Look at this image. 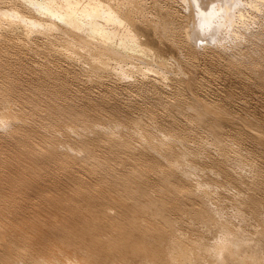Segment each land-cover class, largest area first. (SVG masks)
Instances as JSON below:
<instances>
[{"label": "bare ground", "instance_id": "6f19581e", "mask_svg": "<svg viewBox=\"0 0 264 264\" xmlns=\"http://www.w3.org/2000/svg\"><path fill=\"white\" fill-rule=\"evenodd\" d=\"M177 1L182 9L173 5ZM262 7L264 0H0V66L11 69L16 64L12 75L9 69L0 72V264H264V161L246 160L239 132L227 141L230 134L224 128L236 122L228 110L196 95L188 102L176 91L191 88L185 65L211 42L210 55L225 61L237 76L243 69V76H260L264 58H259L258 68V51L255 56L247 53L252 47L245 44L264 33L251 29L245 35L242 24L245 18H256ZM243 36H248L245 52L239 42ZM176 51L180 57L172 55ZM62 59L78 64L89 84L102 85L111 78L124 82V92L134 87L142 103L136 105L137 97L136 106L130 102L119 112L113 100L114 107L100 105L103 113L98 117L94 98L82 106L77 105L82 99L70 101L74 88L69 89L68 73L51 65ZM161 82L174 88L171 100L161 96V86L158 92ZM111 89L103 93L116 95L118 88ZM17 101H22V110ZM137 111L147 123L133 116ZM252 125L258 126L252 140L264 146V122ZM190 128L203 131L205 141L193 133L187 142ZM27 130L44 135L50 145L33 142L35 138L22 132ZM166 135L175 142L164 146ZM65 157L82 160V167L89 166L131 210L125 204L126 210H119L121 203L103 201L99 189L78 183L69 191L70 199L54 200L63 186V180L54 178V188L39 192L28 208L32 189L41 185L33 179L40 175L33 170L38 159L53 158L49 162L61 172ZM126 162L131 169H122ZM84 201L88 204L82 211L88 217L77 234L59 221L44 229V221L33 213V207L66 206L65 219L73 221ZM110 210H118L121 217L110 220ZM139 213L152 223L144 225Z\"/></svg>", "mask_w": 264, "mask_h": 264}, {"label": "rangeland", "instance_id": "374dc122", "mask_svg": "<svg viewBox=\"0 0 264 264\" xmlns=\"http://www.w3.org/2000/svg\"><path fill=\"white\" fill-rule=\"evenodd\" d=\"M176 1V0H175ZM179 2L177 1V3H174L173 2V5H177V8L178 9H182L181 7H182V5H179L178 4ZM256 12L259 14V16H258V14L257 13H255V15L257 16L256 18H253L252 19V21H251V19H248V18H245V23H243L242 25H244L245 24V35L246 34H248V36L253 32V33H255L256 31L257 32H259L258 30H260V32H262V33H264V25H262V24H264V23H262V19H264V17H261V15H264V13H261V12H264V7H262L260 10L259 9H257L256 10ZM260 13H261V15H260ZM258 17H260V19H258ZM249 20V21H248ZM256 20L258 21V22H256ZM246 21H248V23L246 22ZM249 22L251 23L250 25H249ZM247 23V24H246ZM256 23V25H254ZM259 23V24H258ZM262 23V24H261ZM252 26V27H249V26ZM259 25V26H258ZM250 29H249V28ZM254 27H255V29L257 28V30H254ZM258 27H259V29H258ZM249 29V30H247V29ZM261 28H262V30H261ZM252 29V30H251ZM248 32H250V30L252 31V32H250V33H247V31ZM256 32V33H257ZM248 36H247V40H248ZM261 37L262 38H264V34H262L261 35ZM256 38V40H255V38H254V40H252V41H250V38H249V42L246 40V39H244V36H243V39H241V40H245L246 42H243V41H239L241 44H240V47H241V45H244L245 43H250V44H245L246 45V47H247V49L249 48V46L251 45V47L252 48H249V50L247 51V53L249 52V54L251 53V55H256V54H258V55H256V56H258V57H256V58H258V61H260L261 62V59L259 60V58H264V49H262V48H264V44H261L260 45V43H264V40H262V38ZM257 39H258V41H257ZM262 41H260V40ZM225 41L227 42L228 40H226L225 39ZM224 41V43H226ZM260 41V42H259ZM199 42V44H200V42H201V40H199L198 41ZM197 41H196V43H198ZM257 42H259V47L258 46H255L256 44H254V43H257ZM254 44V45H252V44ZM199 44H197V45H199ZM213 45H214V43L213 42H211V43H209L207 46H206V48H204V49H202L201 48V51L199 52V54H197V55H195V57L192 59V60H190V58H189V60H188V63L185 65V67L187 68L186 70H184V71H186V73L189 75V78H192L191 80H193L191 83H192V85H191V88H188V87H186V86H183V90L182 89H180V87H178V89L176 90L177 92H179V93H181L182 94V96H179L181 99H185V100H188V102H190L191 101V99L192 98H200V99H198L199 101H204V102H206V103H208L209 102V104L211 105V106H213L214 108H215V106L217 105V106H220V108H221V110L222 111H227L228 110V114H227V112H224V113H226L229 117H231V116H233V117H231V118H235V120H236V122L235 123H233V124H230V125H228L227 126V128H224V131L225 132H227V133H229V134H227V135H229L226 139H227V141L228 142H230L231 140H232V138H234L235 137V133H237V132H239V134L241 135V137H242V143H243V146H244V149H245V152H244V154H245V156H246V160H249V161H256L257 163H262V161H264V148H261V144L260 143H258L257 144V142H254V140H252V133H256V132H258V126L257 125H252V123L253 124H255L256 122H264V95H262V94H264V93H262V92H264V81H262V80H264V77H262V76H264V75H262V72H264V67H260L259 65H261L262 64V62H264V61H262L260 64H259V62L256 60V59H254V60H256L255 62H256V64H258L257 66H258V68H259V70H261V71H259L260 72V76L262 77V79H261V77L259 76H257V75H255V76H253V74H250V76H243L244 74H243V72H245L244 71V69L242 70V71H239L238 72V76L236 75L237 74V71H233V69L231 70L230 69V67L227 65V66H225L226 64H225V61L223 62H219L218 61V59L216 58V57H213V56H211L210 55V53H212L213 52ZM245 45L243 46V47H245ZM246 47L244 48V52H245V49H246ZM253 47H256V48H253ZM261 47V48H260ZM258 48H260V49H258ZM246 49V50H247ZM251 49H253V50H251ZM254 49H256V50H254ZM262 50V51H261ZM12 51V50H11ZM255 51V53H256V51H258L256 54L255 53H253ZM261 51V52H260ZM260 52V53H259ZM181 53V52H180ZM180 53H179V51H176V52H172V55H174L175 57L176 56H179L180 55ZM247 53H245L246 54V56L248 55ZM262 53V54H261ZM261 54V55H260ZM10 55V54H9ZM260 55V56H259ZM262 56V57H261ZM13 56H11V57H9V59H8V61L12 58ZM180 57V56H179ZM191 57V56H190ZM14 58H17V56L15 57V55H14V57L12 58V59H14ZM247 60V57L246 58H244V60ZM253 60V61H254ZM3 61H4V59L1 57L0 58V62L1 63H3ZM40 62H41V60H39ZM64 61H66V62H64ZM68 61V62H67ZM193 62V63H192ZM258 62V63H257ZM56 63H58L57 65H56ZM66 63V64H65ZM71 63V64H70ZM29 64V63H28ZM31 64V63H30ZM54 64V65H53ZM65 64V65H64ZM191 64V65H190ZM32 65H33V63H32ZM37 65V63H35V65H33V66H36ZM51 65H53V69L55 70V71H58V70H60V71H62V70H65V71H63L64 73H68V74H65L66 76L68 75V80L67 81H70V82H67V84H69V89L71 90V88H74V89H72L71 90V92H70V94H69V96L71 95H73L74 97L72 98L71 97V100L70 101H72V99L73 100H76L75 102L77 103V100H79V99H82V101L79 103V101H78V103H77V105H80V106H82L83 104H86V101H87V98L88 99H93L92 101V103L94 104V103H96L97 101V103H96V105H94L93 106V108L92 109H97V110H95L96 112V115L98 116V117H100V114L102 115V113H103V110L102 109H104V107L106 106H113L112 105V103H114L115 105H116V103L118 104V105H116L117 107H119V109H117V111H119V112H121V111H124V108L125 107H127L128 108V106L131 104L130 102H133L134 103V105H135V102L137 103L136 105L138 106V105H140V103H138L139 101L142 103V100H141V98L139 99V97L138 96H136V92H135V89H134V87H132V86H129L128 87V89H127V92H124V82L122 81H116V80H114V79H111V78H109V79H111V80H109L108 78V80L106 79V78H103V82H104V80H105V82H104V84H95V83H90V84H92V85H90L89 83H87V81H88V79L86 78V76L84 75V73L83 72H81V71H79L80 70V67H79V65L78 64H76V65H78V66H76L74 63H72V62H70L69 60H64V59H62V60H59V62L58 61H56V62H52L51 63ZM62 65V66H61ZM67 65V66H66ZM72 65V67H70ZM56 66H58V68H60V69H58ZM67 68H66V67ZM75 68H74V67ZM184 66V65H183ZM248 66L249 65H247L246 67L248 68ZM262 66H264V65H262ZM7 67V68H6ZM6 67H4L3 68V66L1 67L0 66V72L2 73H0L1 75H3V73L5 74V73H7V71H8V69H9V67L8 66H6ZM14 67H16V64H14L13 65V67L11 68V69H9V72L8 73H11V75H12V73H14L12 70L14 69ZM63 67V68H62ZM185 67H184V69H185ZM226 67V68H225ZM244 67V66H243ZM3 68V69H2ZM71 68H72V70H71ZM229 68V69H228ZM241 68V67H240ZM245 68V67H244ZM4 71V72H2V70ZM7 69V70H6ZM76 71H75V70ZM242 69V68H241ZM5 70H6V72H5ZM71 70V71H70ZM232 72H230V71ZM76 72H79V73H76ZM81 72V73H80ZM246 72H248V73H250L249 72V69H247V71ZM76 74V77H75V74ZM83 73V75H81ZM229 73V74H228ZM235 74V75H232V74ZM73 74V75H72ZM243 74V75H242ZM22 75H25V78L26 77H28L29 75L27 74V72L24 74H22ZM26 75H28V76H26ZM72 75V76H71ZM81 75V76H80ZM232 75V76H231ZM235 76V77H234ZM239 76L241 77H243V79H242V77L241 78H239ZM252 76V77H251ZM257 76V77H256ZM73 77V78H72ZM79 77V78H78ZM84 77H85V82L87 83H85L84 81L82 82L81 80H83L84 79ZM234 77V78H233ZM244 77H246V80L244 79ZM251 77V80L253 81H251L249 78ZM258 78V79H256V81L254 82V78ZM71 78V79H70ZM82 78V79H81ZM236 78V79H235ZM74 79H76V80H74ZM262 81H260V80ZM73 80V81H72ZM190 80V81H191ZM233 80V81H232ZM249 82H248V81ZM257 80H259V81H257ZM109 81V82H108ZM114 83H112V82ZM245 81H247L246 83H245ZM88 82H90V81H88ZM121 82V83H120ZM194 82V83H193ZM240 82V83H239ZM251 82H252V85H251ZM108 83V84H107ZM123 83V84H122ZM244 83V84H243ZM256 83V84H255ZM262 83V84H261ZM243 86H246V87H243ZM160 86H161V89L164 91L163 93H160L159 91H160ZM171 86V85H170ZM169 86V84L166 86L165 84H162V82L158 85V92L161 94V96L163 97H165L166 99H170L171 100V98L173 97V91H174V88L171 86L170 87ZM254 86V87H253ZM115 88V87H117L118 88V91L115 93L116 95H114L113 94V92H111V91H109V93L111 92L112 93V95H108V93H103V92H107L108 90H112L111 88ZM168 87H169V89H168ZM185 87V88H184ZM260 87V88H259ZM77 88H79V91H77L78 89ZM81 88V89H80ZM87 88L89 89V90H87ZM105 88V89H104ZM75 89H77L76 91H75ZM86 89V90H85ZM173 89V90H172ZM259 89V90H258ZM102 90V91H101ZM103 90H106V91H103ZM162 90H161V92H162ZM75 91V92H74ZM80 91H81V93H80ZM72 92H74V93H72ZM87 92V93H86ZM76 93H77V95H76ZM85 93V94H84ZM103 94V96H102V94ZM125 93V94H124ZM158 93V94H159ZM79 94V95H78ZM90 94V95H89ZM107 94V95H106ZM159 94V95H160ZM165 94V95H164ZM171 94H172V97H171ZM76 95V96H75ZM81 95V96H80ZM83 95V96H82ZM119 95H120V97H119ZM125 95V96H124ZM135 95V96H134ZM192 95H194V97L192 96ZM197 97H196V96ZM230 95H232V96H230ZM77 96H80V97H77ZM86 96V97H85ZM88 96V97H87ZM90 96V97H89ZM101 96L102 97H104V98H101ZM109 96V98H110V96L112 97V96H114V99L113 98H111V100H109V101H107L108 100V97ZM118 97V101H117V97ZM133 96V97H132ZM191 96V97H190ZM132 97V98H131ZM138 97V99H136V101H135V98H137ZM156 96H154V97H152V98H155ZM169 97V98H168ZM189 97V98H188ZM75 98H77V99H75ZM107 98V100H105ZM116 98V99H115ZM131 98V99H130ZM202 98V99H201ZM68 99V98H67ZM70 99V98H69ZM98 99V100H97ZM100 99V100H99ZM101 99H102V101L104 100L105 102L107 101V104H109V105H107L106 103H104L105 105H103V103H100V102H102L101 101ZM132 99H134V100H132ZM96 100V101H95ZM113 100H115L114 102H112V103H110L111 101H113ZM123 100V101H122ZM128 100H131V101H128ZM139 100V101H138ZM153 100V99H152ZM84 101H85V103H84ZM117 101V102H116ZM128 101V102H127ZM135 101V102H134ZM120 102V103H119ZM191 102H193V101H191ZM15 103H19V110H22V106H23V103H22V101L20 102V101H17V102H15ZM83 103V104H82ZM129 103V105H126V104H128ZM102 107H101V106ZM126 105V106H125ZM135 105V106H136ZM95 106H97V108H95ZM120 106H122V107H120ZM132 106V105H131ZM102 108V109H99V108ZM114 107V106H113ZM127 108H125V109H127ZM23 109L25 110V109H27L28 110V108H27V106L26 107H23ZM226 109V110H225ZM179 110V109H178ZM231 110V112H229ZM102 111V112H101ZM162 111V110H161ZM160 111V112H161ZM173 111H177V109H173ZM160 112L158 111L157 113L159 114V116H161L160 115ZM40 114H42L43 112H39ZM134 113H135V111H134ZM133 113V114H134ZM138 113V114H137ZM162 113V112H161ZM231 113V114H230ZM40 114H36V115H38V116H40ZM143 112H141V114L139 115V112L137 111L136 112V114H134L133 116L134 117H143ZM43 115V114H42ZM115 115L116 116H114V117H117L118 116V112H116L115 113ZM137 115V116H136ZM231 115V116H230ZM37 117V116H36ZM111 117H113V116H111ZM145 118V116L143 117V119ZM147 119L145 118L144 120H143V122L144 123H147V121H146ZM7 122H8V120H6ZM99 121V120H98ZM97 121V122H98ZM181 121H184V120H181ZM256 121V122H255ZM40 121H37V123H39ZM101 121H99L98 123H100ZM247 122H248V124L249 123H251V124H249V125H251L252 127H249V128H245L244 127V125L245 124H247ZM255 122V123H254ZM183 124H185V123H183ZM13 127H20V126H18V125H12ZM226 127V126H225ZM22 129V128H21ZM177 129H179L180 130V127H178ZM193 128H190L188 131H187V134L185 133V135L186 136H189L188 134H190L191 133V135L187 138V142H189V141H191L192 139H193V133L196 135V134H198V138L199 137H201V138H199L198 140H204L205 139V137H204V134H203V131H196L195 132V130H197V129H194L193 131ZM23 130V129H22ZM185 129H183L182 131H184ZM2 131L3 130H1L0 131V137L1 136H4V134L2 133ZM185 131V132H186ZM190 131H192V132H190ZM23 133H26L28 136H31V138L32 139H34L33 140V142H35V143H37L38 145H39V143L41 144V142H42V144H43V141H45V143L49 146L50 144H48V142H46L48 139H46V137L43 135L42 136V134H39L37 131H35V130H27V131H22ZM178 132V131H177ZM188 132H190V133H188ZM201 132V133H200ZM59 134H61L62 135V132L60 131V132H58ZM199 133L201 134V136H199ZM59 136V138L60 137H62V136ZM169 136L170 137H174L173 135H171V134H169ZM196 137V138H197ZM202 137H204V138H202ZM44 139V140H43ZM163 139H165V144H164V146H167V145H169V141H173V142H175L173 139H171V138H169L167 135L163 138ZM205 141V140H204ZM191 143V142H190ZM211 143V141H207V143H205V144H210ZM261 145V146H260ZM19 147H21V146H19ZM262 147H264V146H262ZM59 152V151H58ZM57 152V153H58ZM77 152V154L79 155V156H81L80 154L81 153H79L78 151H76ZM67 157H65V162L63 163L64 164V168H63V170H61V172L63 173H61L60 172V170H57V168L55 167V163L54 162H49V161H53L54 159L52 158V159H50V160H48L47 161V159H49V158H41V159H38L39 160V164H38V167L35 169V167L33 168V166H32V168H33V170L35 171V173L36 174H38V173H40V175L39 176H33L32 175V173H30V176H33L34 178L33 179H35V181L37 180V181H39L40 182V184L41 185H39V186H36V188L37 189H32V192L30 193L31 194V196H33L32 198L34 199L33 201L31 200H29V202H27L28 204V208H29V206H31L32 207V205L33 204H35V198H34V196L35 197H38V196H40L41 194H44L45 192H49V190L53 187V184H51L50 183V180H52L53 182H54V180H53V178L54 179H61V180H63L62 182H63V186L62 185H60V188H61V191L60 192H58V190H57V192H58V197L59 198H54V200H60V201H65V200H67V199H70V197L71 196H73V194L72 193H70V192H72V187H73V185H74V183H78V185H81V186H84V187H87L88 189H91V190H93V189H99L100 190V192L102 193V195H103V197H105V198H103V201H107L108 200V202H110V203H121L123 206L121 207V208H119V210H121V211H123L124 212V210H126V208H124V202H126L124 199H122V198H120V197H118L115 193H113L112 191H109L106 187H104L102 184H101V182H99L98 180L99 179H102V178H100V176L98 175V174H93V173H91V171L89 170V166H87V167H85L86 166V164L85 163H82L83 161L82 160H80V161H78V159H77V161H74V159L72 160V159H70V158H67ZM41 160V161H40ZM45 160V161H44ZM76 160V159H75ZM55 161V160H54ZM72 161H74V162H72ZM76 162V163H75ZM44 163H45V165H44ZM48 163H49V165H48ZM128 165H127V164ZM126 163H124V168L122 167V169H131V165L128 163V162H126ZM125 164H126V166H125ZM79 165H81V166H79ZM82 165H85L84 167H82ZM42 166V167H41ZM44 166H50V167H52V166H54V168L52 167V168H48V167H44ZM126 167H128V168H126ZM42 168V169H41ZM45 168V169H44ZM82 168V169H81ZM14 168H12V170H13ZM49 169V170H48ZM54 169V170H53ZM51 171V172H50ZM59 172V173H57V172ZM14 173H15V171H13ZM17 172V171H16ZM43 172H45L46 174H44ZM53 172H55L54 174V177H53V175H52V173ZM88 172V173H87ZM51 173V174H50ZM41 174H42V176H41ZM49 174V175H48ZM57 174V175H56ZM59 174V175H58ZM62 174V175H61ZM45 175V176H44ZM64 175V176H63ZM91 175H94V176H91ZM98 175V176H97ZM48 176V177H47ZM57 178H56V177ZM96 176V177H95ZM40 177V178H39ZM41 177L43 178V179H41ZM51 178V179H47V178ZM99 178V179H98ZM46 180H47V182H46ZM51 181V182H52ZM42 182V183H41ZM45 182H46V184H45ZM52 182V183H53ZM72 183V184H71ZM68 184V185H67ZM70 185V186H69ZM42 188H41V187ZM65 186H69V187H65ZM40 187V188H39ZM45 187V188H44ZM71 187V188H70ZM49 190H48V189ZM54 188V187H53ZM39 189V190H38ZM42 189V190H41ZM44 189H46V190H44ZM65 189V190H64ZM68 191H67V190ZM71 189V190H70ZM43 190L45 191V192H43ZM38 191V192H37ZM67 191V192H66ZM70 191V192H69ZM41 194H40V193ZM65 192V193H64ZM34 193H36V194H34ZM64 196H63V195ZM30 196V197H31ZM80 205H81V208H79L78 209V211H76L77 213H75V215H74V217H75V219L73 220V221H67L66 219H65V217L67 216V214H68V212H69V208L68 207H66V206H64L62 209H56V208H49L48 209V207H41V208H36V207H33V210H36V211H33V213H38L37 214V217H39L40 219H42L43 221H44V229H47L48 228V226H52V223H54L55 221H59L60 223H62V224H64L65 226H68V227H71V229H72V232L74 231V234H77V233H79V231H80V227H82V226H84V222H85V220L83 221V219H85V217H88V216H86L85 215V213H87V212H85L86 211V207H87V204L88 203H86L85 201L84 202H80L79 203ZM125 206L126 207H129V206H131L130 204H125ZM70 208H71V206H70ZM39 209V210H38ZM46 209V210H45ZM128 209H130V207L128 208ZM133 209V208H132ZM52 212H51V211ZM82 210H85V211H82ZM131 210V209H130ZM133 210H135L136 211V209H133ZM138 211V210H137ZM84 212V213H83ZM44 213V214H43ZM120 212H118V210L117 211H115V210H110L109 211V215H108V218L110 219V220H116L118 217L120 218L121 217V215L119 214ZM140 214V213H139ZM43 215V216H42ZM141 215V214H140ZM56 216V217H55ZM62 216V217H61ZM50 218V219H49ZM52 219V220H51ZM141 219H143L144 221H142L143 223H144V225H147L148 223H152L149 219H147V217H145L143 214L141 215ZM47 225V226H46ZM142 224H140V226H141ZM164 237H165V234H162V237H161V242H163V244H165V243H167L168 241H166V239H167V237L164 239ZM150 247H154V246H150ZM166 248V247H165ZM106 250V249H105ZM165 250V249H164Z\"/></svg>", "mask_w": 264, "mask_h": 264}]
</instances>
